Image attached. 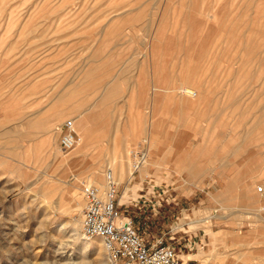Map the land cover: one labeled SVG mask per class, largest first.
Masks as SVG:
<instances>
[{"label":"rangeland","instance_id":"374dc122","mask_svg":"<svg viewBox=\"0 0 264 264\" xmlns=\"http://www.w3.org/2000/svg\"><path fill=\"white\" fill-rule=\"evenodd\" d=\"M146 61L158 113L112 145L106 99L95 121L82 108ZM67 117L82 138L62 150L48 129ZM110 170L120 216L145 238L201 264H261L264 0H0V264H106L70 223L82 184L105 189Z\"/></svg>","mask_w":264,"mask_h":264},{"label":"built area","instance_id":"2783aa9c","mask_svg":"<svg viewBox=\"0 0 264 264\" xmlns=\"http://www.w3.org/2000/svg\"><path fill=\"white\" fill-rule=\"evenodd\" d=\"M56 129L62 150H69L81 141L72 117L65 118ZM105 176L103 190L92 183L81 186L84 205L80 233L84 239L102 238L106 264H201L194 258L180 256L164 235L154 240L145 238L130 215L120 216L115 198L118 183L111 170ZM258 189H262L260 184Z\"/></svg>","mask_w":264,"mask_h":264},{"label":"crops","instance_id":"0c3cea01","mask_svg":"<svg viewBox=\"0 0 264 264\" xmlns=\"http://www.w3.org/2000/svg\"><path fill=\"white\" fill-rule=\"evenodd\" d=\"M107 56V52L103 54L104 62H106L105 59ZM147 56L150 57V53H148ZM137 65L135 69L128 63V68L124 73L116 71L108 75L107 79H105V91L101 93L99 98H95L92 103L82 108L85 115L86 113L88 115L90 113L91 116L89 118H91V121L92 118L93 121H95L97 113L101 112V110L96 109L95 106H98L99 103L102 104L104 99H106L107 131L110 134L112 145L117 138L116 135H114L117 129L121 133L120 140L123 141V144L126 140L135 136V134L137 135L149 128V121L145 119L146 114L154 118L155 114L158 113L159 99L157 95L158 88L156 84L157 72L155 63L151 66V63L146 61L143 67L141 64ZM164 89H167V87ZM124 91L126 92L125 95L122 94ZM63 100L66 101L65 94H63ZM67 100H69V98ZM146 125H148V127H145ZM140 138H153L156 142V136L151 132H148V134ZM144 148L145 149L141 151L142 155L146 153V151L148 154H153L150 150L152 148L151 146L150 148L146 146ZM252 206L255 205L253 204ZM222 231L228 232L226 230H220L219 233Z\"/></svg>","mask_w":264,"mask_h":264},{"label":"bare ground","instance_id":"6f19581e","mask_svg":"<svg viewBox=\"0 0 264 264\" xmlns=\"http://www.w3.org/2000/svg\"><path fill=\"white\" fill-rule=\"evenodd\" d=\"M183 88V87H182ZM194 90H191V89H188V88H186V87H184L182 90H181V93L182 94H184L185 96L183 97V98H185V99H187V100H190L191 98L189 97V95L190 96H193V95H195V92H193ZM193 98V97H192ZM62 113V112H61ZM64 114V113H63ZM59 120H60V118H59ZM48 121H50V120H48ZM75 123H76V126H75ZM78 121H76L75 122V120H74V127H76V129H78ZM58 124H57V120H56V122L48 129V134H49V138H50V140L51 141H54L55 139H54V137H55V132H57V129H56V126H57ZM32 133V132H31ZM47 133V132H46ZM82 138V137H81ZM48 140V142L47 143H49V139H47ZM83 141V140H82ZM51 143V142H50ZM49 143V144H50ZM80 143V142H79ZM81 144V143H80ZM86 143L84 142V143H82V146H84ZM47 146V145H46ZM78 147H79V145H78ZM47 148V147H46ZM77 148H75V150H76ZM72 150H74V149H72ZM61 157V156H60ZM144 158L145 157H143V159L141 160V162L139 163V165H138V167H141V166H143V163L144 162H146V161H144ZM129 159V158H128ZM132 159H129V164L128 165H130V167L132 168V163H134V162H132L131 161ZM128 161V160H127ZM135 161V160H134ZM135 166V165H134ZM130 168V169H131ZM137 168V167H136ZM129 169V170H130ZM82 177V176H81ZM84 178V177H83ZM87 178V177H86ZM79 180V179H78ZM81 180V179H80ZM97 180V179H96ZM80 182V181H79ZM90 182V181H89ZM49 183V182H48ZM92 184H96V183H93L92 182ZM100 189H102L98 184H96ZM104 185V184H103ZM261 190L260 189H258V191L262 194V193H264V186L263 185H261ZM103 190V189H102ZM77 192V191H76ZM71 193V192H70ZM78 194H76L75 193V191H73L72 193H71V195H70V198H71V200L75 203L76 202V200H78ZM123 197V196H122ZM126 197V196H125ZM124 197V198H125ZM252 197H255V196H252ZM126 199V198H125ZM256 201V200H255ZM255 203V202H254ZM60 205V204H59ZM255 206H257V205H255ZM70 208H72L71 207V204H70V207H69V209ZM68 209V210H69ZM70 211V210H69ZM253 214V213H252ZM81 218V217H80ZM80 218H78V219H76V220H74V221H71V227L72 228H74V231H75V229L78 231L79 229H80ZM252 218V217H251ZM73 220V219H72ZM62 231V230H61ZM59 235V234H58ZM74 235H76L77 237H76V240L77 241H79V247L81 248V249H84V252H87L88 251V249H89V247H92L93 245L95 246L94 248H93V250L95 251V253H101L102 251H104V247H102V245H103V242H100V241H92V239H94V238H100L101 240H102V238L100 237V236H95V237H93V238H91V239H84L82 236H80V234H74ZM222 235H223V239H224V236L225 235H227V232H224V233H222ZM59 237L62 239V237H63V232H60V235H59ZM74 237V236H73ZM230 237V236H229ZM74 239V238H73ZM79 239V240H78ZM75 240V239H74ZM73 240V241H74ZM96 255V254H95ZM100 255V254H99ZM101 256V255H100ZM102 261L99 259V258H97L96 259V264H100ZM224 262V261H223ZM257 262V261H256ZM80 263V262H79ZM85 263V262H84ZM86 264V263H85ZM257 264H259V262H257ZM261 264H264V258H263V260L261 261Z\"/></svg>","mask_w":264,"mask_h":264}]
</instances>
